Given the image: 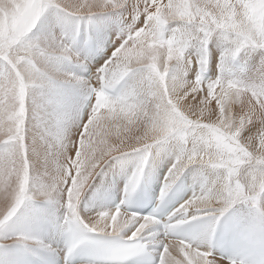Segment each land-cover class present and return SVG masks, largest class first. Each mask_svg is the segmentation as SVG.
<instances>
[{
    "label": "bare ground",
    "instance_id": "1",
    "mask_svg": "<svg viewBox=\"0 0 264 264\" xmlns=\"http://www.w3.org/2000/svg\"><path fill=\"white\" fill-rule=\"evenodd\" d=\"M140 16L141 26L135 28ZM118 19L126 21L125 29H133L126 44L114 29ZM79 24L84 33L89 31L100 37L99 31L105 26L114 34L117 38L114 60L104 69L106 80L113 87L121 77L128 75L129 89L122 101H112L99 115L91 108L76 137L81 114L74 94L87 91L83 80L86 68L75 54L86 56L74 43ZM199 31L208 36L214 32L220 36L234 34L245 40L247 48L243 52L248 50L251 63L243 52L237 54L247 70L230 81L232 89L229 85L228 89H213L217 80H210L203 87V91L210 89L208 96L194 95L200 89V71L218 72L217 65L210 68L203 63L208 54L197 56L187 51V43L193 39V33L199 38ZM62 43H67L71 49ZM261 48L264 49V0H0V101L7 103L5 107L0 106V139L9 131L15 132L18 124L16 103L10 98L29 92V85H34L32 99L38 101L30 118L35 121L27 127L30 138L27 141L35 159L37 151L46 150L36 140L38 127L42 142L50 144V153H39V157L46 160V179L39 184L33 179L31 186L25 165L18 166L15 162L13 176H10L2 161L3 148L0 149V245H31L40 236L39 224L57 213L60 205L88 225L98 219L94 224L96 229L118 232L136 225L135 219L102 214L104 207L111 206L116 199L118 187L112 189L104 205L102 194L110 186V175L119 178L128 165H138L145 159L149 173L163 160L171 163L172 182L181 168H193L190 183L199 197L190 207H223L225 212L235 202L257 195L255 200L247 202L259 206L264 213V195L260 194L264 183L257 185L261 173L246 168L242 159L234 156L237 145L233 147L227 140H234L232 135L220 128L206 129L205 109L201 106L208 98L206 107L210 108L215 104L214 97L225 94L226 103L219 109L212 107L215 119L223 110L227 118L253 122L252 132L263 137L262 142L256 143L253 134V140L247 139L250 136L246 140L249 146L260 147L257 151L264 155V128L255 127L259 119L254 123L256 116L264 112V57L254 55ZM59 57L64 59L63 65ZM190 57L194 60V77L185 81L184 76L191 71ZM141 68L148 69L145 73L149 77L144 76V83ZM160 68L171 69L169 83L160 81ZM55 83L64 84L68 92ZM159 96L162 98L158 99ZM176 99L183 102L185 108L193 101L198 104L194 109L198 111L197 117L190 118L178 111L171 103ZM22 129L23 126L16 130ZM164 134L165 142L157 141ZM73 142L74 151H71ZM6 143L9 144L8 139ZM22 152L19 150L18 154ZM64 164L70 168V181L63 175L68 172L67 167L63 171ZM235 165L239 168L233 169L232 174L239 182L231 191L225 184L226 176L221 182L219 177L222 167ZM211 167L217 171L215 176ZM202 173L205 179L199 177ZM8 175L10 179L6 182ZM66 179L68 185L64 193L67 196L64 198L60 190ZM84 191L87 193L82 197ZM33 201L43 202L46 207L34 205ZM204 246L202 238L200 251L194 255L175 247L169 250L165 263L230 264L225 257L206 260L201 253ZM0 264H16V261L10 252L0 249Z\"/></svg>",
    "mask_w": 264,
    "mask_h": 264
},
{
    "label": "rangeland",
    "instance_id": "2",
    "mask_svg": "<svg viewBox=\"0 0 264 264\" xmlns=\"http://www.w3.org/2000/svg\"><path fill=\"white\" fill-rule=\"evenodd\" d=\"M210 35L211 36H208L206 34V32L204 34V32L199 31V38H198V35L193 33V39L190 40L187 43V51L189 53H193V54L195 53L197 56H202V55L204 56V55L208 54L209 57H207L206 60H203V63H205L207 65H210V66L217 65L218 66V73H219L218 75H220L221 74L220 72L222 70L225 73L226 70H228L230 68L231 62L233 60H238L237 57H236L237 54L240 53V52H243L245 50V47H246L245 46V40L241 39L240 37H238V36H236L234 34H228V33L222 34L220 36L219 33L214 32V33H212ZM262 49L263 48L255 51V53H254L255 57L261 56V52L264 51V49L263 50ZM243 53L245 54L246 57H248L247 61L249 63H251V59L249 58L250 54L248 53V50L243 52ZM232 57H234V58H232ZM262 57H264V56H262ZM0 61H1V59H0ZM226 61H227V65L228 66L225 67V68H221V67L226 66ZM60 64H62V65L64 64V62L61 60V58H60ZM147 70H148L147 68H141L139 70L140 71V76L142 78V82L143 83H144V76L146 78L149 77V74L146 75V73H145V71H147ZM234 71H235L236 75L232 79L226 78V77L223 78V76L220 75L217 78V85H213L214 86L213 89H217V88H219V89L227 88L228 89V85H229L230 81L235 79L236 77L239 76L240 73H242V71H239L238 69H234ZM192 76H193V71H190L189 73H187L184 76V80L185 81L188 80V79L191 80ZM158 77H159L161 82H163L165 84L169 83V81L171 79V69H169V68H160L159 72H158ZM220 83H223V84H220ZM232 87L233 86L229 85V89H232ZM35 89L36 88L34 87V85H29V92H26L24 94H22V92H20L18 97L10 98L11 101H15V103H16V105H15V120L18 122L16 129L17 128L21 129L22 126H23V129L24 128L25 129L24 130L22 129L21 131L15 129V132L9 131V133L6 135L8 138H6V136L2 135L3 138L0 139V145L3 146V147L2 146L0 147V149L3 148V159H2V161L4 163H6L5 168L9 171L10 176H13L12 167H13L15 162H16V165H18V166L25 165V167L27 168L26 175H27V177H29V180L27 181L29 186L33 185V182H32L33 179H37V182H38L37 184H39L41 181L46 179L45 178V176L47 175V165L45 164L46 160L43 159V158H40L39 157V153L40 152L42 153L43 151H47L48 153H50V150H49L50 149V144H48L46 142H42V136L43 135L40 134L41 132H40V128L39 127H38L39 138H37L36 140L39 142V144L40 143L43 144L44 145V149H46V150H43V149L41 150L39 148V144H38V148L37 149L39 151L40 150L41 151L40 152L37 151L38 154L36 155V159H35L32 151L30 150L31 149V147H30L31 144H29L30 142L27 141L28 139H30L28 137L29 135L27 133L28 132L27 131L28 130L27 127L29 125H31L35 121V119L30 121L31 114H32V109L36 106V102L38 101V99L37 100L32 99L33 96H34ZM209 90L210 89H207V90L203 91V89L202 90L201 89H197L194 92V95L197 96V97H200V96H203V95L208 96V93L210 92ZM150 92H153V91L150 90ZM150 95L152 96L153 94L150 93ZM192 97L193 96H191V98ZM149 98H152V97H149ZM159 98L161 99L162 96H159L158 99ZM212 100H213V102H215V104H214V106L212 105L210 108L206 107V102L208 101V98H207L206 102H204V104L202 103V105H201V106H203V109H205L204 110L205 114L203 116H204L205 121H206V129L207 130H213L214 128L215 129L216 128H218V129L220 128L222 130V132L226 131L228 133V135H232L234 137L235 141L234 140L230 141L229 138L225 136L226 138H228L227 140L230 143H232L230 145H233V144L235 146L237 145L235 150H234V152H233L234 156H236V158L240 157V159H242V161L244 162V166L246 168H249V169H252V170H255V171H259L261 173L262 178L259 181V183L257 184L260 187V185L264 183V155L260 154L257 151L258 149H260V147L254 148L253 146H249L250 142H249V140H246V137H248V136H250V137H248L247 139L250 138V140H253V137H252V134H253L252 128H253V125H254L253 122H250V121H246V123H244V121L240 122V121H238V119H233L232 116L230 118H227V117H225V112L222 109H220V110H222V111H220V115L221 116L219 118L215 119L216 115H214L215 112L212 111V109L213 108L217 109L218 107L220 108L223 105V102H225L224 101L225 100V94L222 95L221 97H216V98L214 97ZM175 101L176 102H174V101L171 102L172 105L176 109H178V111H180L182 114H184V115H186V116H188L190 118L197 117L198 111H194V109H195V106H199V105L196 104L194 101H193V103L191 102L187 106V108H185L183 102L178 101L177 99ZM248 101H250V100H248ZM0 102H1L0 103L1 107H5L7 105L5 100L3 102L2 101H0ZM194 103H195V105H194ZM1 104H3V106ZM215 105H216V107H215ZM149 107H150L149 105L146 106V110ZM149 111L152 112L151 109ZM151 112H150V114H151ZM96 114L99 115V113H96ZM194 114H196V115H194ZM206 114H207V116H206ZM257 116H256V119L254 120V123L257 122L256 121L257 119H259L260 121L258 120V122H257L258 125H255V127L260 125L261 128H264V112H263L262 115L258 114ZM34 117H35V115H34ZM20 118H23L22 122H19ZM207 125H209V126H207ZM19 132L20 133L22 132L23 135H21ZM165 135L166 134H164V136L162 135L161 137H163V138H159V139H157V141L165 142V140L167 139L165 137ZM224 135H226V134H224ZM253 136H254V141L260 145L261 142H262L261 139H263V137H260V136L256 135L257 138H255L256 137L255 134H253ZM7 139H8V143L9 144L6 143ZM1 141H2V143H1ZM18 142H19V144H18ZM234 145H233V147H234ZM77 147H78V145H77ZM70 149H71V151H74V142H73V146H71ZM249 149H250V151H249ZM19 150L23 151L21 155L18 154ZM8 156H9V158H8ZM17 156H18V158L16 159ZM30 156L33 157V158H31ZM39 159L42 161V163H41V161ZM109 159H114V157H110ZM35 160L38 163H36V162L34 163ZM37 160H39V161H37ZM255 160H257V162ZM237 167L239 168V165L238 166L235 165V166H231V167L228 166L226 168L222 167L223 173L219 177L220 178V182H221L222 179L226 176L225 180H227L228 182L226 181L225 184H226L228 190L231 189V191H232V189L234 187V184L236 182H239V180L236 178V176L232 174L233 173V169H235ZM65 168H66V165L64 164L63 165V171H64ZM67 168H69V166H67ZM74 169L75 168L73 167V170ZM226 169L230 170L231 172H229V174L226 173V172H228V171H226ZM68 173H70L69 170H68ZM68 173L65 174L63 172V175H66V177L69 178V180H71L72 176L68 175ZM10 176L8 175V178L6 177V179H5L6 182H9ZM231 186H232V188H231ZM62 188L63 189L60 190L61 191L60 194H62V197L65 198L67 196V195L65 196V193H64L66 191V189L64 188V186H62ZM86 193L87 192L84 191L83 194H82V197H84ZM260 194L262 196L264 195V186L262 188L260 187ZM256 198H257V195H249L244 200H242L240 202H235L233 205H239V204H242V203L249 204L247 202L248 200H251V199L255 200ZM33 200H34V197H33ZM27 205H29V204L26 203V206ZM251 206H253V205H251ZM255 206H257V205H255ZM257 207L260 208L259 206H257Z\"/></svg>",
    "mask_w": 264,
    "mask_h": 264
}]
</instances>
